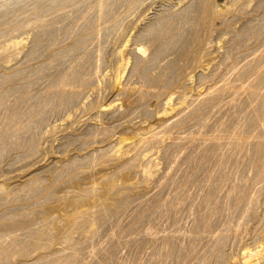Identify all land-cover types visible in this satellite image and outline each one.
Masks as SVG:
<instances>
[{
  "label": "rangeland",
  "instance_id": "374dc122",
  "mask_svg": "<svg viewBox=\"0 0 264 264\" xmlns=\"http://www.w3.org/2000/svg\"><path fill=\"white\" fill-rule=\"evenodd\" d=\"M64 1L0 0V185L7 192L0 246L13 242L8 231L25 242L31 234L22 232L39 228L7 226L13 216L54 223L51 247H39L44 254L30 248L11 264L41 256L61 264L67 254L77 264H264V178L255 201L250 184L264 160V151L259 159L253 153L250 122L264 84L248 82L264 69L257 61L264 59V0ZM156 24L169 25L170 35L157 41L147 34ZM20 40V50H7ZM136 46L146 60L138 72ZM123 59L129 65L120 75ZM216 91L219 97L208 96ZM200 99L208 102L192 109ZM181 108L184 121L167 123L159 143L124 146L114 157L122 141L132 143ZM125 158L133 166L122 170ZM111 186L121 191L110 195ZM91 187V196L79 195ZM120 193L126 207L95 219L100 224L83 223L80 212L113 206Z\"/></svg>",
  "mask_w": 264,
  "mask_h": 264
},
{
  "label": "bare ground",
  "instance_id": "6f19581e",
  "mask_svg": "<svg viewBox=\"0 0 264 264\" xmlns=\"http://www.w3.org/2000/svg\"><path fill=\"white\" fill-rule=\"evenodd\" d=\"M66 1V0H65ZM64 1V2H65ZM76 1H78V2H80V0H76ZM82 1V0H81ZM21 2V1H20ZM186 2V1H185ZM13 3V2H12ZM40 3H41V0H38V2H36V6H39L40 5ZM26 4V3H25ZM59 4V3H58ZM73 4V3H72ZM237 5V4H236ZM5 7V6H4ZM192 7V6H191ZM9 9V8H8ZM234 10V9H233ZM13 11V10H12ZM40 14V13H39ZM39 14H37V15H39ZM16 15V14H15ZM191 15V14H190ZM216 15V14H215ZM34 20V19H33ZM42 21V20H41ZM171 22V21H170ZM173 22V21H172ZM42 23V22H41ZM161 23H162V21H161ZM161 23H159V24H161ZM263 23V22H262ZM22 24V23H21ZM30 24V23H29ZM52 25V24H51ZM40 25H38V27H39ZM22 27V26H21ZM29 27V26H28ZM36 27V26H35ZM163 27H165L164 25H163ZM169 25H168V27H167V25H166V28H161L160 27V25H153V26H149V27H147V29H145L146 30V32H147V34H153L154 36H155V39L157 40V41H160L161 40V38L162 37H165L166 35H170V31H169ZM262 27V26H261ZM50 28V27H49ZM171 28V27H170ZM175 28V27H174ZM45 29H47V28H45ZM172 29V28H171ZM43 30V29H42ZM197 30V29H196ZM6 31V30H5ZM259 32V31H258ZM47 34V33H46ZM47 35H49V34H47ZM178 35V34H177ZM173 36V35H172ZM169 37V39L170 38H173V37ZM181 37V36H180ZM168 39V38H167ZM41 40V39H40ZM155 40V41H156ZM24 41H25V39H24ZM24 41L23 40H20V41H15V42H13L12 44H11V46H7V50L9 49V50H11V49H13V50H20V48H22L23 46H24ZM175 41H177V40H175ZM174 40H173V42L174 43H176ZM170 42V41H169ZM159 44V43H158ZM163 44V43H162ZM161 44V45H162ZM167 44V43H166ZM165 45V44H164ZM169 45H171V44H169ZM159 47H160V45H158ZM163 46V45H162ZM168 46V45H167ZM165 48H167V47H165ZM5 50V49H4ZM4 50H3V52H4ZM7 50H5V52L7 51ZM125 50V49H124ZM3 53V54H6V53ZM8 52V51H7ZM130 52H131V54H132V56H133V58L135 59V69L134 70H137V72L138 71H142L144 68H143V63L146 61L145 60V58H144V53H143V50H142V48L141 47H133V48H131L130 49ZM185 52V51H184ZM8 53H10V52H8ZM180 53V52H179ZM256 53H258V52H256ZM2 54V53H1ZM35 54V53H34ZM31 55V54H30ZM17 56H18V54H17ZM34 56V55H33ZM153 56V55H152ZM259 56V55H258ZM261 57H264V54H261ZM149 58V57H148ZM155 58V57H154ZM19 59V58H18ZM152 59V58H151ZM153 60V59H152ZM151 60V61H152ZM263 60L264 59H262V58H258V60L257 61H259V63L260 62H263ZM210 61V60H209ZM256 61V62H257ZM255 62V63H256ZM157 63V62H156ZM12 64V63H11ZM153 64V63H152ZM128 65H129V62L127 61V59H123V62H122V64L120 65V68H119V74L121 75V74H123V73H125L126 72V70H127V68H128ZM18 67V66H17ZM257 68V67H256ZM219 69V68H218ZM246 69V68H245ZM228 70V69H227ZM254 70V69H253ZM258 70V69H257ZM257 70H255V71H257ZM261 70H264V69H261L260 68V71ZM254 72L253 71V75H254V77H252L251 79H249L248 80V82L249 83H251L252 81H256V83L258 84V85H262V84H264V71H262V72ZM169 72V71H168ZM246 72H248V70H245V71H243L242 73H241V80L242 79H245L246 78V76H247V73ZM176 73V72H175ZM179 73V72H178ZM214 74V73H213ZM250 74L252 75V72H250ZM249 75V74H248ZM250 75V76H251ZM249 77V76H248ZM209 78V77H208ZM117 80H118V77H117ZM120 80H121V78H120ZM246 80V79H245ZM244 88V87H243ZM253 88V87H252ZM208 89V88H207ZM246 89V88H245ZM217 90V89H216ZM222 90V89H221ZM251 90V89H250ZM225 91V90H224ZM262 91V90H261ZM260 91V92H261ZM264 91V90H263ZM219 92V91H218ZM222 92V91H221ZM259 92V94H257L258 96L260 95L261 96V98H263L264 99V92L261 94ZM210 93V92H209ZM258 93V92H257ZM214 95H217V91L216 92H214V93H212V94H208V96H214ZM256 95V96H257ZM218 97H219V94L217 95ZM259 96V97H260ZM172 97V96H171ZM215 97V96H214ZM217 97V98H218ZM249 97V96H248ZM216 98V97H215ZM214 98V99H215ZM258 98V97H257ZM206 99V98H205ZM208 99H209V97H208ZM213 99V98H212ZM250 99H253V98H250ZM187 100V99H186ZM201 100V99H200ZM203 99L201 100V102L198 100V101H196L194 104H193V106H192V109L195 107V109H196V107H198L199 108V106H203L202 105V103H203ZM206 101V100H205ZM204 101V103H206V102H208V101H206L205 102ZM264 102V100H262V101H260V104H258V106L256 107V110H255V114H254V116L252 117V116H250V117H252V119L250 120V122L254 125V127L255 128H253L254 130H255V132H254V148H253V153L255 154V155H257L256 157H257V159H259L258 157V155L260 154V153H262L263 151H264V104H262ZM180 104H178V106H179ZM109 106V105H108ZM177 106V107H178ZM183 106V105H182ZM186 106V105H185ZM215 106V105H214ZM110 107V106H109ZM249 107V106H248ZM112 108H114V107H112ZM111 108V109H112ZM176 108V107H175ZM185 108V107H184ZM238 108V107H237ZM108 109H110V108H108ZM108 109H106V110H108ZM179 109V108H178ZM177 109V110H178ZM171 110L172 111H174V109H173V107L171 108ZM176 110V109H175ZM254 110V109H253ZM170 111V110H169ZM252 111V110H251ZM175 112V111H174ZM183 112H185V111H183V108H181V110H180V114H178V116H176L174 119L173 118H170V121H165V123H163L160 127H158V128H150V129H148V130H146L145 132H142V133H140V134H136L137 136H135V140L132 142V143H126L125 142V140L124 141H122V143H120V146L119 147H116V149H115V154H114V157H116L117 158V156L119 157L120 155H121V151H123L122 149H125V147L127 148V147H131V146H133L134 144H137V145H140V144H142L143 146L144 145H146V147H147V145L149 144H151V145H154V144H156V143H159L160 142V140L161 139H163V137H162V134H164V132L167 130V123H172L173 121L174 122H177V124L179 123V122H182L181 121V119H182V117L184 116H182L181 114L183 113ZM195 112V111H194ZM120 113V112H119ZM162 113V112H161ZM167 113V112H166ZM176 113H177V111H176ZM188 113V112H187ZM254 113V112H253ZM253 113H252V115H253ZM181 115V116H180ZM191 115V114H190ZM205 115V114H204ZM248 115H249V113H248ZM219 116V115H218ZM184 119V118H183ZM182 119V120H183ZM169 120V119H168ZM172 121V122H171ZM184 121V120H183ZM173 122V123H174ZM201 122V121H200ZM249 122V121H248ZM185 123V122H184ZM247 123V122H246ZM175 125H176V123H174ZM240 125V124H239ZM246 125L247 124H245V127H246ZM249 125L250 124H248V127H249ZM178 126V125H177ZM252 126V125H251ZM220 127V126H219ZM244 127V126H243ZM242 128V127H241ZM248 129V128H247ZM171 130V129H170ZM227 131V130H226ZM239 131V133H240V131L241 130H238ZM243 131V130H242ZM212 132V131H211ZM229 132V131H228ZM231 132V131H230ZM6 133V132H5ZM238 133V132H237ZM236 133V134H237ZM236 134H234V135H236ZM243 134V133H242ZM249 135V134H248ZM4 136V135H3ZM225 136V135H224ZM237 136V135H236ZM239 136V135H238ZM162 137V138H161ZM219 137V136H218ZM240 137V136H239ZM251 137V136H250ZM220 138V137H219ZM224 138V137H223ZM229 138V137H228ZM234 138V137H233ZM238 138V137H237ZM0 139H2V138H0ZM230 139V138H229ZM15 140V139H14ZM219 140H222V139H219ZM224 140V139H223ZM231 140V139H230ZM233 140V139H232ZM235 140H236V138H235ZM234 140V141H235ZM10 141V140H9ZM201 141V140H200ZM225 141V140H224ZM233 141V142H234ZM251 141V140H250ZM2 142V141H1ZM218 142V141H217ZM221 142H223V141H221ZM230 142V141H229ZM196 143V142H195ZM207 143V142H206ZM216 143V142H215ZM224 143V142H223ZM222 143V145H224ZM227 143V142H226ZM6 144V143H5ZM27 144V143H26ZM219 144V143H218ZM234 144H236V143H234ZM238 144V143H237ZM236 144V145H237ZM251 144V143H250ZM250 144H248V145H250ZM3 145V144H2ZM10 145V144H9ZM29 145V144H28ZM125 146V147H124ZM200 146V145H199ZM208 146V145H207ZM221 146V145H220ZM234 147H236L235 145H233ZM251 146H253V143H252V145ZM1 147V146H0ZM3 147V146H2ZM124 147V148H123ZM233 147V148H234ZM239 147H242L240 144L237 146V148H235L236 150L237 149H239ZM244 147V146H243ZM249 147V146H248ZM7 148V147H6ZM215 148V147H214ZM230 148V147H229ZM250 148V147H249ZM1 149V148H0ZM27 149H28V151H30V149H32L31 148V146H27ZM113 149V148H112ZM145 149V148H144ZM167 149V148H166ZM221 149V148H220ZM226 149V148H225ZM224 149V150H225ZM242 149V148H241ZM125 150H127V149H125ZM148 150V149H147ZM229 151H230V149H228ZM234 150V149H233ZM235 150V151H236ZM1 151H3V150H1ZM33 151V150H32ZM112 151V150H111ZM128 151V150H127ZM234 151V152H235ZM249 151V150H248ZM162 152V151H161ZM7 153V152H6ZM30 153H31V151H30ZM224 153V152H223ZM225 153H226V151H225ZM99 154V153H98ZM125 154V153H124ZM139 154V153H138ZM221 154V153H220ZM263 154V153H262ZM261 154V155H262ZM212 155V154H211ZM92 156V155H91ZM112 156V155H111ZM122 156V155H121ZM209 156V155H208ZM254 156V155H253ZM113 157V158H114ZM214 157V156H213ZM104 158V157H103ZM110 158H112V157H110ZM120 158V157H119ZM210 158H212V157H210ZM30 159V158H29ZM186 159V158H185ZM263 159V158H262ZM85 160V159H84ZM253 160V159H252ZM82 161V160H81ZM170 162V161H169ZM211 162V161H210ZM227 162H228V160H227ZM261 162H263L262 164H259V165H255L256 167V171H255V175H254V179H253V182L252 183H250L251 184V188H253L254 189V191L252 192V198L254 199V201H255V199H257L258 198V196H259V193L261 192V189H262V187H263V178H264V160H262ZM260 162V163H261ZM257 163H258V161H257ZM74 164H75V162H74ZM73 164V165H74ZM122 165H121V168L120 169H130V168H132V166H133V163H132V160L131 159H126L125 158V161H123L122 163H121ZM214 164V163H213ZM254 164V163H253ZM57 165H58V163H57ZM221 165V164H220ZM119 166V165H118ZM71 167V166H70ZM253 167V166H252ZM56 168V167H55ZM66 168V167H65ZM152 168V167H151ZM122 169V170H123ZM144 169V168H143ZM171 170V169H170ZM197 173V172H196ZM147 175L148 176H151V174L149 173V172H147ZM169 175V174H168ZM56 176V175H55ZM164 176H166V175H164ZM172 176V175H171ZM251 176V175H250ZM113 177V176H112ZM183 177V176H182ZM226 177V176H225ZM32 179V178H31ZM26 180H28V179H26ZM25 180V181H26ZM56 180V179H55ZM165 180V179H164ZM33 181H35V180H33ZM32 180H28L27 181V187L29 188V190L30 191H32V192H34V191H38V187L35 185V183L33 182ZM36 182H37V180H36ZM172 182V181H171ZM247 184H248V181H245ZM24 183V185H26ZM227 183V182H226ZM245 183V184H246ZM247 184H246V186H247ZM249 184V185H250ZM210 185V184H209ZM5 187V186H4ZM24 187H26V186H24ZM114 188H116V187H114ZM114 188H113V186H111V187H108V189H107V192H108V194H110L111 195V193H113L114 192ZM130 188V187H129ZM128 188V189H129ZM244 188H245V186H244ZM247 188V187H246ZM4 189L5 188H3V186L2 185H0V198H2L3 197V195L4 194H6L5 193V191H4ZM96 189H97V187H96ZM96 189H95V187L94 188H89V189H86V190H84V191H82V192H80L79 191V195H81V197L83 196V197H87V196H91L94 192H96ZM126 189L127 188H124V190L125 191H123L124 192V194H125V192H126ZM118 189L116 188V191H117ZM246 190V189H245ZM245 190H244V192H245ZM252 190V189H251ZM36 191V192H37ZM119 191H121L120 189L117 191V192H114V193H118ZM148 192V191H147ZM181 192V191H180ZM35 193V192H34ZM48 194V193H47ZM115 194V196H117ZM121 194L122 193H120V196H117V198L118 197H120V198H116L117 200V202H116V204L114 203V205L112 206H110L109 207V205H108V207L106 206H104V205H106V204H101V203H99V204H97V205H103V209H101V210H99V211H94L95 210V208H97V209H99L98 207H93L94 208V210L92 209V208H90V209H92V211L91 212H89V211H85V212H80L79 213V215H81V213H82V217H83V223L86 225L87 224V222L85 221V219H87L88 218V225L89 224H91V223H93L94 221L92 220L93 218H94V220L95 219H99V222H101L100 220L102 219V221H104V219H106L108 216H111V215H114V214H117V210L119 209H121L122 207H124L126 204H127V199L125 198V196H124V198H121ZM123 194V195H124ZM214 194V193H213ZM49 195V194H48ZM127 195V194H126ZM129 195V194H128ZM51 196V195H50ZM239 196V195H238ZM48 198H49V196H47ZM79 197V196H78ZM80 197V198H81ZM179 198V197H178ZM237 198V197H236ZM209 199H211L210 197H209ZM149 200V199H148ZM213 199H211V201H212ZM205 201V200H204ZM208 201V200H207ZM253 201V200H252ZM253 201V202H254ZM242 202V201H241ZM103 203V202H102ZM202 203V202H201ZM251 203V202H250ZM205 204H207V203H205ZM240 204V203H239ZM96 205V206H97ZM162 205V204H161ZM255 205H257V204H255ZM144 206V205H143ZM169 206V205H168ZM238 206V205H237ZM126 207V206H125ZM128 207V206H127ZM170 208V207H169ZM124 209V208H123ZM154 211H155V209H154ZM153 211V212H154ZM161 211V210H160ZM211 213V212H210ZM22 215V214H21ZM23 215H27V213L26 214H23ZM34 215V214H33ZM29 216H31L30 214H29ZM137 216V215H136ZM23 217H25V216H23ZM22 216H20L19 214L17 215V216H13V218H12V220L10 219V217H8L9 218V220H7V221H9L8 223H10V220L12 221L9 225H7V226H10V227H16L17 229H19V231H20V229L23 231V230H25L26 231V229H28L30 226H31V228H32V226H35V225H39L38 227L39 228H37L36 227V229L37 230H35V231H33L32 233H31V231L32 230H27L26 232H22V233H24V234H26V233H28V231H29V233L31 234V235H29L27 238H28V240L27 241H25V242H23V240L21 239V241L23 242H18V240L17 239H19V236H18V238L15 240V237L13 236V235H15V234H13V232L12 231H8L10 234H8L9 236L11 235V233H12V240H13V242L10 244V243H8V244H10V246L9 247H5L6 246V244L4 245V247H1L0 246V264H11V262L13 261L12 259L14 258L13 256H14V254H15V256L16 257H18V258H16L17 260L18 259H20V257H19V255L20 256H22V257H24V253H25V251L26 250H31L32 248H36V247H38V250L39 251H42V250H44V249H42V248H44V247H46L47 248V241L49 242V237H50V235L52 236V233L50 234L49 233V229H52V226H51V224L53 225L54 223L53 222H50L51 220H53V218H51V219H49L48 217L47 218H45L44 219V217H42V221H40V223H39V220L38 219H41V217L40 218H36L37 220H35V218H33V217H28V218H23ZM50 217V216H49ZM76 217H79V216H76ZM76 217H74L75 219H76ZM81 217V218H82ZM7 218V219H8ZM85 218V219H84ZM89 218L93 221H89ZM4 220H6V219H4ZM74 220V219H73ZM77 221V220H76ZM86 223H85V222ZM95 221H97V220H95ZM6 222V221H5ZM72 222V221H71ZM70 222V223H71ZM74 222V221H73ZM98 221H97V223L98 224H100ZM105 222V221H104ZM206 222V221H205ZM204 222V223H205ZM208 222V221H207ZM210 222V221H209ZM4 223V222H3ZM49 223H50V227L51 228H47L48 226H49ZM79 223V222H78ZM77 223V227H76V229H78V224ZM96 223V222H95ZM94 223V224H95ZM2 224V222H0V225ZM4 224H6V223H4ZM80 224H82V223H80ZM83 224V225H84ZM97 224V225H98ZM75 225H76V223H75ZM84 225V226H85ZM206 225H208L207 227L208 228H210V225L211 224H206ZM3 226V225H2ZM2 226H0V240L2 239V238H4V237H6V235H4V233H3V231H4V228L1 230V227ZM71 226V225H70ZM73 226H74V223H73ZM84 226H81L82 228L84 227ZM5 228H8V227H6V226H4ZM48 229H46V228ZM75 227V226H74ZM74 227H72V228H74ZM79 228H80V226H79ZM11 229V228H10ZM33 229V228H32ZM101 229V228H100ZM79 230V229H78ZM52 231V230H51ZM8 232H6V233H8ZM100 232V231H99ZM28 233V234H29ZM23 234V235H24ZM20 235V234H19ZM2 236H4V237H2ZM17 236V235H16ZM25 236V235H24ZM21 237V236H20ZM26 237V236H25ZM24 237V238H25ZM26 238V239H27ZM51 238V241H53L52 239V237H50ZM55 238V237H54ZM65 238V237H64ZM66 238H68V237H66ZM66 238H65V240H66ZM205 238V237H204ZM220 238H222V237H220ZM220 238H218V239H220ZM8 239V238H7ZM69 239H71V240H73L71 237H69ZM9 240V242L10 241H12V240H10V238L8 239ZM7 240V241H8ZM64 240V241H65ZM71 240H70V242H71ZM221 240V239H220ZM6 241V242H7ZM5 242V243H6ZM68 242V241H67ZM74 242V241H73ZM73 242H71L72 244V248L70 247V246H66V247H69V250L70 249H73V247H75V245H73ZM51 242H49V246L48 247H51V245L52 244H50ZM66 243V242H65ZM65 243H63V244H65ZM1 244V243H0ZM2 244H4V241H3V243ZM1 244V245H2ZM67 244V243H66ZM75 244H76V242H75ZM46 245V246H45ZM67 245H69V242H68V244ZM78 245V244H77ZM80 246H81V244H79ZM78 245V246H79ZM3 246V245H2ZM42 246H44V247H42ZM39 247H42L41 249L39 248ZM83 247V246H82ZM81 247V248H82ZM31 248V249H30ZM213 248H215V247H213ZM220 248V246L218 247V249ZM76 249H78V247L76 248ZM76 249H74L75 251H73V253H75V255H76V252L78 251V250H76ZM217 249V248H216ZM217 249V250H218ZM221 249V248H220ZM220 249H219V252H220ZM35 250H37V249H35ZM37 250V251H38ZM81 250V249H80ZM217 250H215V251H217ZM261 250V249H260ZM31 251H33V250H31ZM214 251V252H215ZM256 251V250H255ZM254 251V252H255ZM36 252V251H35ZM79 252V251H78ZM218 252V253H219ZM27 253H28V251L26 252V254H25V256L27 255ZM42 253H43V251H42ZM42 253H41V255H42ZM45 253V252H44ZM43 253V254H44ZM47 253V252H46ZM53 253V252H52ZM58 253V252H57ZM63 253V252H62ZM80 253V252H79ZM194 253V252H193ZM217 253V254H218ZM259 253V252H258ZM261 253V252H260ZM30 253H28V255H29ZM48 254V253H47ZM70 254H72V252L70 253ZM78 254V253H77ZM212 254V253H211ZM220 254H221V252H220ZM220 254H218L219 256H220ZM31 255V254H30ZM40 255V256H41ZM46 255V254H45ZM50 255H51V253H50ZM54 256H55V254H53ZM69 254H67L65 257H63V258H61L60 259V257H59V259L55 256V258H54V260H56L57 261V259L60 261V262H62L61 264H75L76 263V260L78 261V259H72L71 258V255H69ZM78 255H80V254H78ZM77 255V256H78ZM222 255V254H221ZM254 255H256V254H252V253H247V254H245V257L246 258H250V257H254ZM34 256V255H33ZM52 256V255H51ZM51 256H50V258H51ZM74 255H72V257H73ZM218 256V257H219ZM13 257V258H12ZM46 257H49V256H46ZM189 257H191V256H189ZM188 257V258H189ZM217 257V256H216ZM221 257V256H220ZM33 258V257H32ZM38 258V257H37ZM57 258V259H56ZM77 258V257H76ZM79 258V257H78ZM187 258V259H188ZM222 258V257H221ZM255 258H257V256L255 257ZM258 258H259V256H258ZM263 258V257H262ZM31 259V258H30ZM39 260H38V262H37V260L35 261V262H33V263H31V264H46V263H48L49 261H51V259L50 260H48L47 261V259L46 258H44V257H40V258H38ZM40 259H42L41 261H43V262H41L40 261ZM46 259V260H45ZM166 259V258H165ZM22 260V259H21ZM24 260V259H23ZM27 260H29V259H27ZM242 260V259H241ZM16 261V260H15ZM243 261V260H242ZM14 262V261H13ZM22 262H24V261H22ZM30 262V261H29ZM29 262H27V263H25V264H29ZM53 262V261H52ZM21 263V262H20ZM24 264V263H23ZM48 264H51V262L50 263H48ZM77 264V263H76Z\"/></svg>",
  "mask_w": 264,
  "mask_h": 264
}]
</instances>
